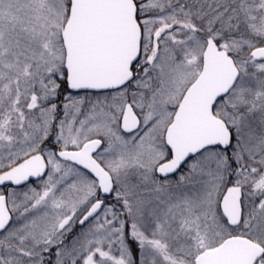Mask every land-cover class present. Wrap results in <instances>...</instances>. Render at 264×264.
Segmentation results:
<instances>
[{"label":"snow or ice","instance_id":"obj_1","mask_svg":"<svg viewBox=\"0 0 264 264\" xmlns=\"http://www.w3.org/2000/svg\"><path fill=\"white\" fill-rule=\"evenodd\" d=\"M8 184L0 264H264V0H0Z\"/></svg>","mask_w":264,"mask_h":264},{"label":"rangeland","instance_id":"obj_2","mask_svg":"<svg viewBox=\"0 0 264 264\" xmlns=\"http://www.w3.org/2000/svg\"><path fill=\"white\" fill-rule=\"evenodd\" d=\"M184 170H185V169L182 168V170H180V171H184ZM177 176H178V174H177ZM177 176H173L172 179H176ZM39 183H40V181H36V182H34V183H33L34 185H33L32 187H38ZM29 185L31 186V184H29ZM9 188H11V187L4 188L3 190H4V191H7ZM21 190H23V189H21ZM225 190H226V189H225Z\"/></svg>","mask_w":264,"mask_h":264},{"label":"water","instance_id":"obj_3","mask_svg":"<svg viewBox=\"0 0 264 264\" xmlns=\"http://www.w3.org/2000/svg\"><path fill=\"white\" fill-rule=\"evenodd\" d=\"M36 181H39L37 178H30V181L28 182V183H34V182H36ZM6 187H14V186H12V185H10V184H8V185H6V186H0V188H6ZM226 191V190H225Z\"/></svg>","mask_w":264,"mask_h":264},{"label":"flooded vegetation","instance_id":"obj_4","mask_svg":"<svg viewBox=\"0 0 264 264\" xmlns=\"http://www.w3.org/2000/svg\"><path fill=\"white\" fill-rule=\"evenodd\" d=\"M182 170V169H181ZM30 184H33V183H30ZM111 202V201H110ZM77 231H79V226H77Z\"/></svg>","mask_w":264,"mask_h":264},{"label":"trees","instance_id":"obj_5","mask_svg":"<svg viewBox=\"0 0 264 264\" xmlns=\"http://www.w3.org/2000/svg\"><path fill=\"white\" fill-rule=\"evenodd\" d=\"M34 184H31V186H33Z\"/></svg>","mask_w":264,"mask_h":264}]
</instances>
